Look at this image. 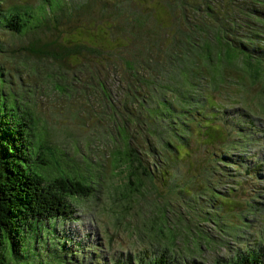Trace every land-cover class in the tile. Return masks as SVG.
I'll return each mask as SVG.
<instances>
[{
    "label": "trees",
    "instance_id": "1",
    "mask_svg": "<svg viewBox=\"0 0 264 264\" xmlns=\"http://www.w3.org/2000/svg\"><path fill=\"white\" fill-rule=\"evenodd\" d=\"M15 2L4 0L0 6V15L9 12L6 18L0 19V46L3 57L12 66L16 61L8 56L7 41L12 36L32 34L33 27L47 20L27 25L21 15V6L33 3L15 5ZM169 10L171 14L167 16L165 13ZM109 12L111 19H106L104 39L92 43L91 52L83 50L78 37L59 41V46L66 51L61 66L48 77L40 106L30 107L29 116L22 120L32 124L34 131L33 115L38 108H43L48 99L58 101V98L50 120L44 121L58 126L60 121L71 122L74 117H85L91 126L93 143L90 148L102 152L100 162L108 156L115 166L130 175L151 176L153 163L164 152L165 145L172 154L177 146H181L180 155L185 151L194 160L202 144L216 140L221 142L222 148L215 145L214 151H208V160L213 155L214 161L220 163L219 158L225 159L221 154H235L234 162L240 161L256 172H262L264 149L259 154L240 156L245 146L253 142L256 132L248 118L236 117V113L241 108L238 104L248 101L247 95L264 99V0H141L139 3L114 0ZM121 15L126 16L136 35L120 34ZM135 37L146 39L147 49L143 54L131 49ZM217 41L225 44L211 45ZM225 47L227 53L223 50ZM93 70L98 72V82L106 86L107 96L103 94L104 90L96 91L91 98L83 94L84 73ZM167 73L171 74L169 83L165 82ZM63 85L72 97L60 95ZM160 87L171 89L179 96L174 102L170 101L160 95ZM17 94L26 102L33 98ZM227 96L231 105L226 104ZM158 99L165 104L161 114L162 138L158 136L152 117L141 119L138 115L144 101L153 106ZM101 102L112 109L110 118L100 119ZM177 103L192 105V108L175 120L167 108ZM16 112L15 107L0 110V130L10 142H5L0 134V145H6L12 154L15 141L23 143L22 156L12 165L6 166L4 158H0V264L22 250L25 232L61 220H69L68 225L77 213L73 198L89 197L95 191L94 179L80 171V154L73 155L65 164L60 162L59 155L74 154L66 150L65 143L69 140L79 153L78 135L85 137L84 133L74 130L65 140L51 128H43L39 134L34 132L32 137L37 139L40 151L33 159L29 152L31 140L18 124ZM218 118L223 121L220 132L212 134L211 140L200 137V125L206 126L203 133L209 137L210 128ZM116 132L117 147L108 149L106 144L115 141L112 134ZM234 136L238 139L234 140ZM223 144H229V148ZM180 155L173 154L172 159L161 158V168L166 163H174ZM166 181L168 184L167 178ZM199 190L194 195L213 201L219 214L233 198L245 200L250 206L254 205V200H259V197H235L238 193L234 190L220 198L209 197ZM169 191H173L171 186ZM259 195L264 197V190ZM169 204L173 206L172 202ZM192 205L180 209L184 220ZM188 223L192 233L195 227ZM162 227L154 226L150 237L165 246L169 240ZM25 228L29 231L23 232ZM57 244L59 246L58 240ZM148 258L130 256L129 261L120 264H176L168 253L147 261ZM183 258L185 264H193L188 257L183 255ZM219 262L264 264V246H249Z\"/></svg>",
    "mask_w": 264,
    "mask_h": 264
},
{
    "label": "rangeland",
    "instance_id": "2",
    "mask_svg": "<svg viewBox=\"0 0 264 264\" xmlns=\"http://www.w3.org/2000/svg\"><path fill=\"white\" fill-rule=\"evenodd\" d=\"M113 1L15 2V5L23 2L33 3L21 6V15L27 25L47 20L33 27L32 34L12 36L10 41H7L8 56L16 61L15 65L7 63L0 46V110L3 112L6 108L15 107L18 112H16L18 124L25 129L31 140L29 152L33 159L40 151L37 139L32 137L34 132L39 134L43 132V128H51L65 140L74 130L83 132L85 137L80 134L77 140L79 153L72 147L74 143L69 140L65 143L66 150L74 154L59 155L60 162L65 164L73 155L80 154V171L94 179L95 191L89 197L73 198L77 213L69 222V226L67 225L69 220H61L49 223L42 229L36 228L25 232L22 250L8 256L4 264H120L122 261H129L130 256H148L149 261L162 253L170 254L176 264H185L183 255L193 264H220L219 261L231 258L239 250L249 246H264V197L259 195L264 190V164L263 171L256 172L245 163L234 162L235 154L233 156L221 154L225 159L223 161V158H219L220 163L214 161L213 155L208 160L210 155L208 151H214L215 145L222 148L218 140L202 144L196 151L194 160L185 151L180 155L182 147L177 146L173 154L180 156L174 159V163H166L161 168L159 163L161 158L173 157L171 149L165 145L164 152L153 163L151 176L130 175L129 172L115 166L108 156L100 162L99 155L102 152L90 148L93 143L91 126L85 117H74L71 122L60 121L58 126L44 121L50 120L51 110L54 103L59 101L58 98V101L48 99L43 108H38V112L33 115L34 131L31 129L32 124L22 120L24 116H29L30 107L40 106L39 103L43 100L40 99L41 93L47 90L48 77L61 66V58L66 51L59 46V41L78 37L81 39L83 50L91 52V44L102 42L104 39L107 32L105 23L107 18L111 19L109 9ZM3 3L4 0H0V6ZM8 15L9 12L2 13L0 19ZM120 34L136 35L124 15H121ZM131 49L143 54L147 49L146 39L135 37ZM170 75L166 74L165 82H171ZM231 78L236 77L231 75ZM82 85L83 94L88 98L99 90H104L103 94L108 95L106 86L98 82L96 70L84 73ZM15 91L33 98L26 102ZM60 95L73 96L65 85L61 86ZM160 95L173 102L179 96L166 87H160ZM246 98L247 102L238 104L241 108L236 117L248 118L256 135L252 138L253 142L245 146L240 156L246 155L245 153L259 154L264 149V99L255 98L251 94ZM226 104H232L228 96ZM101 106L100 119L110 118L112 109L105 102H101ZM164 107L163 101L158 99L153 106L146 100L138 109L141 119L149 117L154 119L159 138H162L161 114ZM191 108L192 105L177 103L168 106L167 109L170 116L178 120ZM221 123H223L221 118L214 121L209 137L203 133L206 126L200 125L199 136L211 140L212 134L220 132ZM0 134L3 140L10 144L2 130ZM112 137L115 141L106 144L108 149L117 147L118 132L112 134ZM233 139L238 138L234 136ZM223 145L229 148V144ZM12 148L15 149L14 144ZM4 154H10V149L2 144L1 159L5 158ZM68 174L75 176L72 173ZM169 186L173 191H169ZM197 189L214 198L228 196L234 190L238 193L235 197H259V200H254V205L250 206L245 200L233 198L226 203L224 210L220 209L219 214L217 207L212 204L213 201L194 195ZM171 202L173 206L169 204ZM185 204L192 205L184 216L185 220L195 227L192 233L190 224L180 213L181 208L188 209L189 205ZM251 212H254L255 216ZM156 225L159 227L163 225L161 230L167 236L169 245L167 242L165 246H161L157 240L151 239V229ZM55 239L59 241V246Z\"/></svg>",
    "mask_w": 264,
    "mask_h": 264
},
{
    "label": "clouds",
    "instance_id": "3",
    "mask_svg": "<svg viewBox=\"0 0 264 264\" xmlns=\"http://www.w3.org/2000/svg\"><path fill=\"white\" fill-rule=\"evenodd\" d=\"M22 153H23V143L20 141H15V149H13L12 154H5V158L3 159L6 162V166L12 165L13 161L15 160H19V158L22 156ZM25 230L29 231L27 228H25L23 232Z\"/></svg>",
    "mask_w": 264,
    "mask_h": 264
},
{
    "label": "bare ground",
    "instance_id": "4",
    "mask_svg": "<svg viewBox=\"0 0 264 264\" xmlns=\"http://www.w3.org/2000/svg\"><path fill=\"white\" fill-rule=\"evenodd\" d=\"M167 16H169L170 14H171V12H170V10L169 11H167L166 13H165ZM163 15H160V17H162ZM212 44H219V45H221V44H225V43H221L220 41H217L216 43H211V45ZM223 46H225V45H223ZM223 50L227 53V49H226V47L225 48H223ZM168 245H169V243H167ZM40 254H41V252H39Z\"/></svg>",
    "mask_w": 264,
    "mask_h": 264
}]
</instances>
